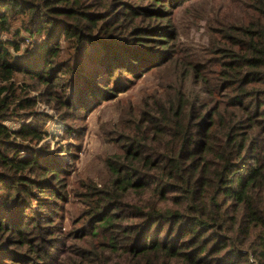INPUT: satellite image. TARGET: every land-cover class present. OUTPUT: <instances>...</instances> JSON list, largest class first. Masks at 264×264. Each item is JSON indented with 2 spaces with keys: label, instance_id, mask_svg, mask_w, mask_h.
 Returning a JSON list of instances; mask_svg holds the SVG:
<instances>
[{
  "label": "trees",
  "instance_id": "16d2710c",
  "mask_svg": "<svg viewBox=\"0 0 264 264\" xmlns=\"http://www.w3.org/2000/svg\"><path fill=\"white\" fill-rule=\"evenodd\" d=\"M142 73L71 198L38 103L78 140ZM0 264H264V0H0Z\"/></svg>",
  "mask_w": 264,
  "mask_h": 264
},
{
  "label": "rangeland",
  "instance_id": "374dc122",
  "mask_svg": "<svg viewBox=\"0 0 264 264\" xmlns=\"http://www.w3.org/2000/svg\"><path fill=\"white\" fill-rule=\"evenodd\" d=\"M211 3H225V0H206ZM185 3L182 4V9ZM177 15V14H176ZM197 32L192 29L180 31V37L185 39H196ZM127 84L122 90H116L115 92L109 91L110 98L104 101H96L95 105L91 108L90 106L84 113H80L79 121H73L71 124L73 128H83V135L80 139L75 140L74 132L66 134L65 128L69 127L60 121L55 112L50 108V105L46 103H38L37 112H42L48 119L45 122V128L47 129L48 135L41 140L38 144L29 143V146L33 149H47L52 150L53 148H60L63 154L64 160L69 165V175L65 176L67 181V190L70 193V188H77V180L84 178H91L94 181H98L103 177V171L101 167V159L106 153L112 152L115 149L108 143L103 142L101 137V126L105 123L112 122L117 118L119 114V105H123L127 100H135L141 93L147 92L153 87L152 74L142 73L140 76L133 78L127 76ZM17 122L10 123L11 127H17ZM70 153V154H67ZM74 199V198H73ZM76 199L69 200L64 203L63 209L59 212L62 218L60 219L64 227L69 226L70 219L74 217L80 206Z\"/></svg>",
  "mask_w": 264,
  "mask_h": 264
}]
</instances>
